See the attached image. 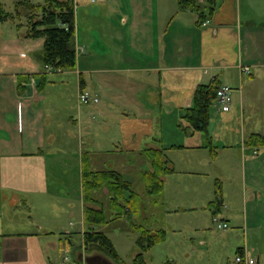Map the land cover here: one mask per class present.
<instances>
[{
  "label": "crops",
  "instance_id": "1",
  "mask_svg": "<svg viewBox=\"0 0 264 264\" xmlns=\"http://www.w3.org/2000/svg\"><path fill=\"white\" fill-rule=\"evenodd\" d=\"M6 1H11L9 11L14 12L13 0ZM213 5L210 15L199 21L197 13L180 10L178 0H76L75 40L82 48L76 67L52 72L64 76L57 79L59 83L46 74L49 82L42 90L31 79L38 81L42 74L44 38L26 36L21 12L14 21L0 22V264H85L61 253L62 246L71 242L69 233L64 240L57 238L52 227L33 222V217L16 218L22 224L14 225L22 229L6 231L1 212L2 192H8L9 208L15 212L22 206L32 211L50 193L46 149L55 139L60 142V136L51 134L48 144L49 104L44 103L47 87L63 85L67 76L74 79L75 102L81 88L98 97L97 103L84 105L83 114L77 108L78 117L69 118L77 128L92 116L89 132L94 140L111 129L104 139L115 150L140 156L146 148H162L174 168L167 174L169 183H175L174 211L207 206L211 215L241 224L243 245L237 247L238 254L264 264V141L253 142L250 136L257 132L241 134L232 149L219 141L212 156L204 140L223 133L221 126L210 130L209 124L207 135H186L177 126L200 83L215 79L235 90L244 75L254 79L253 69L264 67V0H215ZM96 113L101 116L98 120ZM225 151L231 164H239L235 202L218 173L214 178L219 196L216 186L213 195L210 189L187 191L183 178L203 174V166L212 165ZM194 180L189 184H194L193 190L198 188ZM25 225L32 228L24 231ZM248 230L253 241L246 239Z\"/></svg>",
  "mask_w": 264,
  "mask_h": 264
},
{
  "label": "rangeland",
  "instance_id": "2",
  "mask_svg": "<svg viewBox=\"0 0 264 264\" xmlns=\"http://www.w3.org/2000/svg\"><path fill=\"white\" fill-rule=\"evenodd\" d=\"M33 1L42 2L43 0ZM10 2L5 4L7 10L10 9ZM253 71L254 79L249 75H244L239 81V88L237 87L239 90L237 88L233 90L229 111L216 110L212 105L210 130L214 125L221 126L223 131L220 135L218 133L213 136L211 140L215 150L219 148L217 146L219 141H222L226 148L232 149L235 142L239 141L241 134L245 136H249L251 132L264 134V98L262 97L264 96V67L255 68ZM49 76H52L51 79L56 80L54 82L57 83H59L57 80L59 77H64L55 73H51ZM67 78L69 79H65L63 85L61 83L47 87V101L44 103L49 104V108H47V123L50 120V124H47V132L50 135L48 144L53 137L51 134L56 137L60 136V142L55 139L49 146L47 145L46 149L50 193L41 202L33 205L32 211L22 206L15 212L9 208L8 192H2L1 212L5 230L22 229L14 225L22 224L21 221L16 223L15 219L18 217L24 221L25 218L33 217V222L37 221V224L41 223L52 227L57 238L64 240L67 233L71 235L69 238L71 242L62 246L61 253H66L72 259L80 252L83 255H99L100 252L95 249L92 252H87L83 247L79 248L82 244V233L80 232L83 229L81 227H84L80 187L81 155L87 153L93 169L121 171L125 178L131 182L132 189L140 194L139 210L130 216L132 222L136 225H143L152 231L157 229L166 231V239L144 253L147 264H239L235 261V256L238 254L237 247L243 245L241 224L227 221V228H218L213 223L212 212L207 206L203 209H194V211L175 212L176 208L172 198L175 193L171 194L175 190V183L170 184L167 175L165 176L164 191L157 195L146 193L142 171L150 169V161L145 154L130 155L126 151L115 150L109 141L104 139V136L111 135L113 131L111 129L104 132L107 135L102 133V138L97 137L94 140L93 135L89 132V127L93 124L92 116H90L91 120L88 117L85 118L84 123L78 127L79 130L69 120L71 117H78V109L74 97L73 76H67ZM83 109L84 106L80 108L82 114ZM95 117L97 120L101 118L98 113L95 114ZM57 124L60 126L58 127ZM55 130H58V133ZM96 141L100 144L92 148V143L95 144ZM232 162L233 160L225 151L217 156L212 165L203 166V170L206 169L203 174L194 176L193 182L198 187L197 189L190 188L194 184L189 185L194 177L183 178L181 184L189 186L187 190L189 192L200 193L201 189H210L209 192L213 195L216 186L214 177L218 173L217 176L222 181L225 191L235 202V198L240 192L239 164H231ZM189 167L194 169L198 166L189 165ZM57 170L60 171L59 174ZM107 195L109 193L106 189L96 191L95 197L101 202L90 205L103 204L105 206L108 222L100 229L109 237L119 257L126 263H130L138 252L136 245L138 232L131 226L127 215L114 218L113 210L108 207ZM154 199H157V204L154 203ZM218 218L220 217L218 216ZM25 226L24 231L32 228V226ZM231 229L232 232L228 234L227 232ZM251 233L252 231L248 230L246 239L249 238L253 241ZM200 240L204 242H200ZM261 242L263 243V241Z\"/></svg>",
  "mask_w": 264,
  "mask_h": 264
},
{
  "label": "trees",
  "instance_id": "3",
  "mask_svg": "<svg viewBox=\"0 0 264 264\" xmlns=\"http://www.w3.org/2000/svg\"><path fill=\"white\" fill-rule=\"evenodd\" d=\"M6 0H0V22L20 18V12L24 13L26 22V36L43 37L42 50L43 64H49L60 71L75 69L77 62L73 0H43L42 3H33L31 0H13L14 12L6 9ZM215 0H178L180 10H191L197 13L199 21L208 17L213 10ZM19 26V24H18ZM38 89L42 90L49 82L46 73L37 75ZM219 82L215 79L209 83H200L192 96L191 105L180 114L177 126L186 135L200 132L208 134V125L211 118L212 105L216 98V90ZM80 90H86L81 88ZM84 106V105H82ZM81 106V107H82ZM253 142L264 141V136L252 134ZM208 137L204 144L210 146L212 156L215 155V146ZM150 161V169L142 171V179L146 193L160 194L164 189L165 176L174 171L169 165L164 150L160 147L146 148L141 151ZM81 196L83 210L84 231L82 244L79 248L87 252L95 250L108 258L113 264H147L144 253L154 245L166 239V231L157 229L152 231L143 225H136L131 221V214L138 212L140 206V194L132 189V184L123 175L114 169H93L89 164L87 153L81 155ZM108 190L107 202L109 209L114 212V218L127 215L131 226L138 232L136 245L138 252L130 263H126L117 254L113 243L100 229L108 222L106 209L95 197L96 191ZM219 182H216V193L220 195ZM101 202V201H100ZM78 262L77 258H74ZM171 264V263H170Z\"/></svg>",
  "mask_w": 264,
  "mask_h": 264
},
{
  "label": "built area",
  "instance_id": "4",
  "mask_svg": "<svg viewBox=\"0 0 264 264\" xmlns=\"http://www.w3.org/2000/svg\"><path fill=\"white\" fill-rule=\"evenodd\" d=\"M89 2L93 3L96 2L97 0H88ZM74 4L76 3V0H73ZM76 52H78L80 49L77 45H76ZM243 71H247V67H244L242 69ZM55 71H60L59 69H54L51 65L49 64H44L43 65V69H42V73H52ZM32 85L36 84V79L32 78L31 79ZM231 92H232V88L228 85H219L217 87L216 90V98L215 101L213 103V106L216 108V110H220V111H227L229 109V105L231 102ZM98 98L92 94L90 91L88 90H79L77 92L76 95V102H77V106L78 108L81 107L82 105L85 104H89L90 102H97ZM212 221L214 224H216V226L218 228H227V223L218 218L217 216H212ZM236 262H238L239 264H255L256 261L254 258H251L249 256H247L246 254H242V255H237L235 258Z\"/></svg>",
  "mask_w": 264,
  "mask_h": 264
},
{
  "label": "water",
  "instance_id": "5",
  "mask_svg": "<svg viewBox=\"0 0 264 264\" xmlns=\"http://www.w3.org/2000/svg\"><path fill=\"white\" fill-rule=\"evenodd\" d=\"M77 258L79 261L85 262L86 264H94L96 262L98 264H112L108 259L101 255H83V253L80 252Z\"/></svg>",
  "mask_w": 264,
  "mask_h": 264
},
{
  "label": "flooded vegetation",
  "instance_id": "6",
  "mask_svg": "<svg viewBox=\"0 0 264 264\" xmlns=\"http://www.w3.org/2000/svg\"><path fill=\"white\" fill-rule=\"evenodd\" d=\"M94 264H98V263L96 262V263H94Z\"/></svg>",
  "mask_w": 264,
  "mask_h": 264
}]
</instances>
